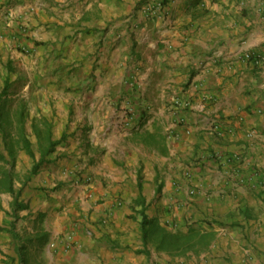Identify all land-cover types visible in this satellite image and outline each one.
<instances>
[{
	"label": "crops",
	"instance_id": "1",
	"mask_svg": "<svg viewBox=\"0 0 264 264\" xmlns=\"http://www.w3.org/2000/svg\"><path fill=\"white\" fill-rule=\"evenodd\" d=\"M9 49L11 59L26 50L32 65L48 64L46 81H57L63 64L94 67L90 77H73L79 90L67 100L75 152L88 145L96 162L94 183L81 187H91L95 229L131 215L138 184L146 197L144 186L167 160L171 178L182 177L181 164L196 165L190 180L202 190L192 204L211 211L264 195V172L249 181L255 166L264 168V68L243 58L264 56V0H0V56ZM176 97L192 102L184 125ZM162 191L149 208L162 209L176 193L170 181ZM75 213L65 207L62 218ZM75 239L85 244L78 231ZM5 259L0 252V264H11Z\"/></svg>",
	"mask_w": 264,
	"mask_h": 264
},
{
	"label": "rangeland",
	"instance_id": "2",
	"mask_svg": "<svg viewBox=\"0 0 264 264\" xmlns=\"http://www.w3.org/2000/svg\"><path fill=\"white\" fill-rule=\"evenodd\" d=\"M19 52L18 58L11 59L10 49L7 57L0 56V91L8 88L0 107V155L4 157H0V252L7 263L74 264L80 260V264H110L107 255L112 253L119 262L126 256L129 264H264V195L254 192L251 204H221L214 211L192 204L202 187L190 180L196 165L189 163L180 165L181 178H171L167 160L144 186L146 213L153 221L146 244L139 234L134 237L141 208L136 202L132 214L125 216L134 224L123 218L116 225L100 222L95 229L90 219L94 209L87 205L94 204L91 187H81L94 183L89 168L96 162L88 156V145L81 156L75 152L76 132L70 126L75 119L74 103L67 100V93L79 90L73 77H90L94 67L63 64L56 68L58 80L46 81L52 72H43L49 65H32L26 50ZM23 136L33 154L25 148ZM47 137L60 142L31 176L41 158L40 140L45 144ZM162 151L166 156L168 151ZM255 170L264 172L262 166ZM166 181L176 193H171L162 209L149 208L160 199ZM159 184H163L160 193ZM16 196L26 208L13 209ZM65 207L77 213L62 218ZM76 231L85 237V244L75 239ZM96 231L101 233L97 240ZM112 233L115 239L109 238Z\"/></svg>",
	"mask_w": 264,
	"mask_h": 264
},
{
	"label": "trees",
	"instance_id": "3",
	"mask_svg": "<svg viewBox=\"0 0 264 264\" xmlns=\"http://www.w3.org/2000/svg\"><path fill=\"white\" fill-rule=\"evenodd\" d=\"M6 87L3 88L0 91V107H1V105L3 103V100H4L7 92H8V88H6ZM23 142H24V146L27 149V151L29 153L33 154L32 149H31V144H30L29 140L25 136H23ZM59 142H60V140L55 141V140H52L50 137H47L46 138V143L45 144L42 143L41 140H40L41 158H40V160H38L35 163V165L31 169V173H30L31 176L32 175H35L38 172V170L41 167V165L47 160L46 157L52 151H54L55 146L58 145ZM162 150H165V148L162 147ZM0 157L2 159H4V157L2 155H0ZM263 181L264 180L262 179L261 180V183H264ZM162 187H163V184H159L158 185V189H157V192L158 193L161 192ZM138 188H139V191H140V195L136 199L135 202L141 204V208L139 210H137V213H138L139 220H140V227H141L142 239H143V242L146 244L149 241L150 224H152L153 221L148 217V215L146 213V206H145L146 200H145V197L142 194L143 186H142L141 183L138 184ZM11 191H13V190H11ZM12 204H13V209L15 211L18 210V209H24V208L27 207L26 204L18 201V196L15 197V199L13 200V203ZM9 231L12 232V233H14V229L13 228L9 229ZM161 241L164 242V241H166V239L165 238H162Z\"/></svg>",
	"mask_w": 264,
	"mask_h": 264
},
{
	"label": "built area",
	"instance_id": "4",
	"mask_svg": "<svg viewBox=\"0 0 264 264\" xmlns=\"http://www.w3.org/2000/svg\"><path fill=\"white\" fill-rule=\"evenodd\" d=\"M162 2L159 3V6H157V9H162ZM244 60L246 62H248L250 65L254 66L255 68H264V56H262L261 54H257V53H247L244 55ZM173 104L177 110L178 116H179V121L178 123L180 125H184L186 123V118L184 115V111H186L187 109H190L192 107V102L189 99H185V98H180V97H176L173 100ZM259 112H262L259 110ZM261 176V173L259 171L254 170L251 178L249 179V181L251 183H257L255 181H258V177ZM255 179V180H254ZM192 193H194L195 191L192 190Z\"/></svg>",
	"mask_w": 264,
	"mask_h": 264
}]
</instances>
